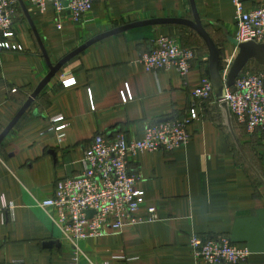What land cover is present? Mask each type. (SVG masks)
I'll use <instances>...</instances> for the list:
<instances>
[{
    "label": "crops",
    "instance_id": "crops-1",
    "mask_svg": "<svg viewBox=\"0 0 264 264\" xmlns=\"http://www.w3.org/2000/svg\"><path fill=\"white\" fill-rule=\"evenodd\" d=\"M17 1L16 36L11 41L25 51L0 55V135L50 71ZM194 1L220 49L225 76L238 53L232 40L237 34L234 1ZM24 2L52 64L93 37L129 23L194 17L192 0H100L78 22L69 11L58 14L52 4L41 11ZM242 2L245 11L264 5V0ZM161 35H173L195 51L186 78L176 69L148 72L139 62ZM250 63L249 68L262 66ZM207 75L208 48L183 24L130 29L71 59L0 144V264H72L75 249L54 222L58 211L44 209L39 202L55 196L58 181L85 170L84 155L96 135L141 139L150 125L183 119L193 104L200 117L188 126L191 140L186 147L129 159L130 169L141 175L137 187L145 191V202L136 215L145 222L82 240L79 264H206L193 256L192 233L227 236L251 251L249 260L239 264H264V130L249 133L232 116L253 169L215 95L203 102L192 95ZM70 77L75 84L64 86L63 80ZM59 115L68 125L63 141L50 130ZM5 201L13 209L5 207ZM150 207H156L158 221H148Z\"/></svg>",
    "mask_w": 264,
    "mask_h": 264
},
{
    "label": "built area",
    "instance_id": "built-area-1",
    "mask_svg": "<svg viewBox=\"0 0 264 264\" xmlns=\"http://www.w3.org/2000/svg\"><path fill=\"white\" fill-rule=\"evenodd\" d=\"M100 0H29L41 11L52 4L58 14L69 11L70 18L78 22ZM237 23L238 42L255 41L264 43V5L245 11L242 0H233ZM17 0H0V55L5 52H24L22 44L13 43L16 36L15 13ZM60 27L61 24L58 23ZM195 51L180 44L173 35H161L154 41L153 49L145 52L139 62L148 72L176 69L184 78L191 70ZM74 77L63 80L64 86L75 84ZM17 89H12L16 92ZM195 101L203 102L214 96V88L209 75L203 77L202 85L192 92ZM129 96L123 92V100ZM231 114L238 125L249 133L264 130V71L244 70L234 85L226 90ZM200 117L197 105L193 104L183 119L163 121L146 128L143 138L129 139L119 135L107 139L102 134L94 137L84 155L85 170L74 177L58 181L56 194L39 202L44 208H55L58 217L54 222L64 236L73 244L72 264H79L83 254L80 242L91 237L104 235L107 230L121 231L125 226L136 225L144 220L136 212L145 202V191L137 186L141 175L129 167V159L144 152L174 151L186 147L191 134L189 124ZM51 131H56L58 139H65L67 123L62 115L52 120ZM5 207L13 209V204ZM89 212H94L90 214ZM148 221L160 219L156 207H150ZM189 245L194 258L206 264H239L249 260L248 246L235 244L229 237L207 238L198 233L189 237Z\"/></svg>",
    "mask_w": 264,
    "mask_h": 264
},
{
    "label": "water",
    "instance_id": "water-1",
    "mask_svg": "<svg viewBox=\"0 0 264 264\" xmlns=\"http://www.w3.org/2000/svg\"><path fill=\"white\" fill-rule=\"evenodd\" d=\"M22 7L26 11V16L33 28V31L40 43L42 52L48 61V65L50 68L49 73L47 76L41 81L35 91L31 94L29 99L25 102L21 110L17 113L11 123L6 127V129L0 135V144L4 141L10 131L15 127L19 119L23 116V114L29 109V107L34 103L35 99L40 95L43 89L47 86V84L55 77V75L61 71V69L74 57L78 56L79 54L83 53L87 48L91 45L95 44L100 40H104L111 36L117 35L119 33L125 32L130 29L143 27V26H152V25H160V24H183L192 28L195 32L199 34V36L205 42L208 52H209V72L210 77L213 83L214 88V95L216 99L219 101L223 116L226 120V125L228 126L231 134L233 135L240 151L243 153L244 157L246 158L249 165L255 169L252 165L250 160L246 157L245 152L242 148L241 143L237 137L234 122L232 118V114L229 108L227 101L225 100L226 97V90L234 85L236 79L241 75L244 69L248 66V64L252 61H256L260 65L264 66V43H258L255 41H248V42H238L236 39H232L234 43L238 47V53L236 54L233 61L229 64L227 73L225 76L222 75L221 72V55L220 49L213 39V37L209 34L205 26L203 25V21L197 11L195 1L192 0V5L194 9V17L193 19L187 18H154L148 20L137 21L133 23H129L127 25H123L121 27H117L110 31L101 33L92 39L86 41L81 46L77 47L75 50L67 54L63 57L58 63L52 64L50 62L48 53L42 43V40L36 30L33 21L30 17L28 9L25 5L24 0H19ZM165 120H161L163 122ZM90 214L94 212H89Z\"/></svg>",
    "mask_w": 264,
    "mask_h": 264
},
{
    "label": "rangeland",
    "instance_id": "rangeland-1",
    "mask_svg": "<svg viewBox=\"0 0 264 264\" xmlns=\"http://www.w3.org/2000/svg\"><path fill=\"white\" fill-rule=\"evenodd\" d=\"M250 64L251 63L248 64L247 70H251V71H261L262 70V71H264V67H262V66H260L261 67L260 68L259 66L253 65V66H251V68H249Z\"/></svg>",
    "mask_w": 264,
    "mask_h": 264
}]
</instances>
